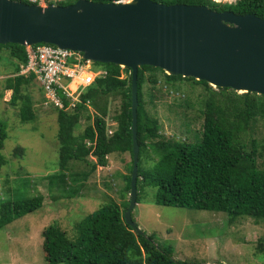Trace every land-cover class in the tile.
Instances as JSON below:
<instances>
[{
	"label": "trees",
	"instance_id": "1",
	"mask_svg": "<svg viewBox=\"0 0 264 264\" xmlns=\"http://www.w3.org/2000/svg\"><path fill=\"white\" fill-rule=\"evenodd\" d=\"M70 0L63 5H70ZM106 3L120 0H92ZM167 5H218L217 11H233L237 15L255 14L264 19V0H237L235 4H216L210 0H152ZM5 51V52H4ZM3 53V54H2ZM5 56L8 59L5 60ZM9 62L13 70L5 79V88L12 90L10 103L18 108L24 124L36 120V112L29 94L20 93L33 84L36 75H19L21 66L28 64L26 47L20 44H0V63ZM107 71L96 79L81 96L71 111L58 109L59 171L49 175V190L54 194L74 196L78 189L67 187L66 171L85 166L82 179H88L98 166L107 167L108 158L115 153L131 155L129 173L121 175L124 186L121 196L130 194L133 169L132 96L131 76L121 78L129 69L115 64H102ZM201 86L204 90L196 102L202 118L201 130L185 139H167L161 133L160 121L146 109L147 104L157 106L164 97L183 89ZM145 86L149 91H144ZM71 89H74L70 85ZM148 101L144 100V93ZM179 102L168 104L170 111L180 112V121L185 120V131L190 133L191 121L188 110L195 102L189 94ZM111 96H120V113L113 117L117 128L113 135L107 130V110ZM64 107L68 100L59 92ZM90 106V107H88ZM94 109L91 113L90 109ZM138 197L141 203L147 188L155 190L154 202L161 206L187 208L191 210L224 212L232 218L239 216L264 219V168L257 165V139L244 140L243 136L255 121L264 118V95L239 93L230 88H214L208 82L192 77L168 75L164 70L143 66L138 71L137 108ZM80 122L86 128L75 133ZM92 122V123H90ZM245 134V135H244ZM8 125L0 118V150L8 139ZM250 145V146H249ZM250 148V150L248 149ZM150 150V151H149ZM25 152L19 147L15 154ZM93 157V159L90 158ZM0 153V167L6 164ZM80 189L82 183H77ZM15 193L5 192L0 200V229L40 210L44 197L30 195L27 182ZM77 192V193H76ZM57 199V195H53ZM129 201L121 204L111 200L102 204L93 213L82 218L74 226V235L69 237L57 223L43 231V249L47 264H202L200 262L174 259V247L169 243H157L153 235L141 236L125 222L124 212ZM264 253V243L258 245Z\"/></svg>",
	"mask_w": 264,
	"mask_h": 264
},
{
	"label": "rangeland",
	"instance_id": "2",
	"mask_svg": "<svg viewBox=\"0 0 264 264\" xmlns=\"http://www.w3.org/2000/svg\"><path fill=\"white\" fill-rule=\"evenodd\" d=\"M207 5L211 8L220 7L209 2ZM7 59L8 56H5ZM5 60L0 63V118L8 125L9 136L0 150L7 161L0 167V200L6 198L5 192L13 194L27 182L29 194H41L44 201L40 210L0 229V264H47L43 249V231L46 227L57 223L72 237L76 223L102 204L111 200L118 204L130 200V194L121 196L124 186L121 175L129 173L131 155L129 152L110 155L107 167L98 166L88 179L80 177V172L87 169L85 166L81 164L73 167L66 171V182L67 187L77 188L78 194L72 197L61 195L62 191L53 194L49 190L47 177L59 171V108L48 100L38 79L27 87L22 84L24 88L20 93L30 95L37 113L34 122L23 124L18 108L10 103L12 90L5 88V79L12 77L9 73L13 70ZM90 67L102 68L95 63H90ZM77 83L73 81L71 86L75 88ZM144 91L149 89L145 86ZM146 92L144 100L147 102L149 97ZM185 93L195 102L194 109L188 110V117L192 119L190 133L185 131V120L180 121V112L177 114L168 108V104L186 98ZM201 93H204L201 86L192 88L183 85V89L174 92L170 98L166 96L157 102L156 107L146 105L148 112L160 121L161 133L166 140L185 139L186 136L193 140L192 134L201 130L202 118L196 106ZM120 102V96H111L106 106L107 130L117 128L112 119L120 113ZM90 111L94 113L93 108ZM88 124L80 122L75 133L83 131ZM251 129L243 138L257 139V165L264 168V118L259 117ZM19 147H23L25 152L16 155ZM79 182L83 184L80 189L76 186ZM154 194V189H146L144 199L132 212V218L148 236L153 235L157 243L171 244L174 247V259L202 264H264V253L258 251V245L264 243V219L244 216L232 218L224 212L161 206L153 201ZM53 195L58 198L55 199Z\"/></svg>",
	"mask_w": 264,
	"mask_h": 264
},
{
	"label": "water",
	"instance_id": "3",
	"mask_svg": "<svg viewBox=\"0 0 264 264\" xmlns=\"http://www.w3.org/2000/svg\"><path fill=\"white\" fill-rule=\"evenodd\" d=\"M0 44H49L131 70L133 169L124 218L141 236L144 231L132 219L138 204L139 68L152 66L217 88L264 95V19L255 14L152 0H78L68 6L0 0Z\"/></svg>",
	"mask_w": 264,
	"mask_h": 264
},
{
	"label": "built area",
	"instance_id": "4",
	"mask_svg": "<svg viewBox=\"0 0 264 264\" xmlns=\"http://www.w3.org/2000/svg\"><path fill=\"white\" fill-rule=\"evenodd\" d=\"M28 1L44 4L51 0ZM27 53L28 64L22 68L21 73H35L44 92L60 108L63 102L59 92L65 98H72L73 102L80 101L84 89L93 84L99 75L87 72L86 67L90 66V61L85 60L79 52L51 45H37L28 48ZM73 81L78 82L75 89L70 88Z\"/></svg>",
	"mask_w": 264,
	"mask_h": 264
},
{
	"label": "clouds",
	"instance_id": "5",
	"mask_svg": "<svg viewBox=\"0 0 264 264\" xmlns=\"http://www.w3.org/2000/svg\"><path fill=\"white\" fill-rule=\"evenodd\" d=\"M17 1H20V2H23V3H27V4H31V5H43V6H49V5H53V6H57V5H63L64 4V2H66V1H68V0H51V1H48V2H46V3H44V4H40V3H32V2H30V1H28V0H17ZM78 1V0H77ZM76 1V2H77ZM122 1H125V0H120V1H115V3H119V2H122ZM211 2H213V3H216V4H222V5H224V4H235L236 2H237V0H210ZM75 2V3H76ZM74 4V3H73ZM71 5V4H70ZM167 5V4H166ZM174 5V4H173ZM64 6H68V5H64ZM205 6H208V5H205ZM209 7V6H208ZM209 8H211V7H209ZM212 9V8H211ZM214 10V9H213ZM215 11H217V10H215ZM226 11H230V10H226ZM219 12H224V11H219ZM233 12V11H232ZM39 46L40 45H49V44H38ZM35 46H37V45H35ZM51 46H54V45H51ZM32 47H34V46H32ZM55 47H57V46H55ZM28 48H31V47H26V50L28 49ZM59 48V47H58ZM66 50H68V49H66ZM73 51V50H72ZM75 52H79V51H75ZM79 53H81V52H79ZM28 54V53H27ZM82 54V53H81ZM83 55V54H82ZM85 59V58H84ZM86 60V59H85ZM90 61V60H89ZM90 63H94V62H92V61H90ZM90 65V64H89ZM26 66V65H25ZM24 66H21V70H20V72H19V75H24V76H29L31 73H33V72H31V73H25V74H22L21 73V71H22V68H23ZM121 67V66H120ZM143 67V66H142ZM152 67V66H151ZM122 69H128V68H124V67H122ZM140 69V68H139ZM89 70V72L90 73H93V74H99L98 76H96V78H95V81H96V79L97 78H99V77H103V76H105L106 74H107V71L106 70H104V69H100V68H98V69H93V68H91L90 66H89V69H87V71ZM130 70V69H129ZM139 71V70H138ZM124 74L121 76V78H128V77H130L132 74H131V70H130V72H128V73H125V72H123ZM35 74V73H34ZM36 75V74H35ZM169 75V74H168ZM174 76H178V75H174ZM181 76V75H180ZM185 78H187V77H185ZM36 79H37V76H36ZM95 81L93 82V84L95 83ZM68 83V82H67ZM137 83H138V81H137ZM93 84H91L90 86H92ZM89 86V87H90ZM211 86H213V85H211ZM89 87H87L86 89H88ZM215 87V86H214ZM215 88H217V87H215ZM43 89V88H42ZM75 89V88H74ZM86 89H84V91H83V93L84 92H86L87 90ZM44 91V90H43ZM83 93L81 94V96L83 95ZM46 94V93H45ZM81 96H80V101H77V102H73V100H72V98H66L67 100H68V102H69V106L68 107H64V104H63V107L62 108H60L59 106H56L55 105V103L47 96V94H46V97L48 98V100L51 102V103H54V106L55 107H57V108H59V109H65V111H71L74 107H75V105H76V103H81ZM70 107H72L71 109H70ZM88 107H90V106H88ZM113 120V119H112ZM107 121V120H106ZM112 122H114L115 124L114 125H117V122L115 121V120H113ZM109 132H108V134L109 135H113V133L115 132V130H113V131H110V130H108ZM133 219V218H132ZM135 231V230H134ZM136 232V231H135ZM145 233V232H144ZM145 236H148L146 233H145Z\"/></svg>",
	"mask_w": 264,
	"mask_h": 264
},
{
	"label": "bare ground",
	"instance_id": "6",
	"mask_svg": "<svg viewBox=\"0 0 264 264\" xmlns=\"http://www.w3.org/2000/svg\"><path fill=\"white\" fill-rule=\"evenodd\" d=\"M72 84V83H71Z\"/></svg>",
	"mask_w": 264,
	"mask_h": 264
}]
</instances>
